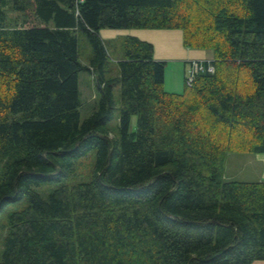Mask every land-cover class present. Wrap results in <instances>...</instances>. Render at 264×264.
I'll use <instances>...</instances> for the list:
<instances>
[{
  "label": "trees",
  "instance_id": "1",
  "mask_svg": "<svg viewBox=\"0 0 264 264\" xmlns=\"http://www.w3.org/2000/svg\"><path fill=\"white\" fill-rule=\"evenodd\" d=\"M105 28L181 29L215 71L170 92L151 42ZM236 150L264 153V0H0V264L264 261Z\"/></svg>",
  "mask_w": 264,
  "mask_h": 264
},
{
  "label": "crops",
  "instance_id": "2",
  "mask_svg": "<svg viewBox=\"0 0 264 264\" xmlns=\"http://www.w3.org/2000/svg\"><path fill=\"white\" fill-rule=\"evenodd\" d=\"M131 35L149 41L154 46V58L166 61L165 88L170 92H179L185 86V78L193 61L211 60L213 52L210 49L191 48L184 44V34L181 29H129ZM124 34L121 30L102 29L104 39H114ZM173 77L171 82L169 77ZM240 181V180H239ZM257 181V180H253ZM262 181V180H259ZM252 264H264L263 260Z\"/></svg>",
  "mask_w": 264,
  "mask_h": 264
},
{
  "label": "rangeland",
  "instance_id": "3",
  "mask_svg": "<svg viewBox=\"0 0 264 264\" xmlns=\"http://www.w3.org/2000/svg\"><path fill=\"white\" fill-rule=\"evenodd\" d=\"M9 17L12 19H18L21 21V15L18 12L9 11ZM109 29V28H107ZM121 30L124 34L118 36L124 38L126 35H131L128 31L129 29H115ZM132 30V29H131ZM102 36V35H101ZM84 62H87L83 58ZM187 77V75H186ZM170 81L174 80L173 77H169ZM173 83V82H172ZM184 87V86H183ZM79 88L81 91V118L84 119L93 110L94 104H96V97L98 86L94 79V76L89 71H82L79 74ZM184 89V88H183ZM179 92H182V85ZM118 122L116 120L115 124ZM137 117L132 119V127L136 128ZM88 162H85L82 168L76 170L74 179L83 180L81 173L85 168H88ZM225 180H240V181H253V180H264V153H255L249 151H233L227 154L225 170H224ZM5 231L1 230L0 235H4ZM1 237V236H0Z\"/></svg>",
  "mask_w": 264,
  "mask_h": 264
},
{
  "label": "built area",
  "instance_id": "4",
  "mask_svg": "<svg viewBox=\"0 0 264 264\" xmlns=\"http://www.w3.org/2000/svg\"><path fill=\"white\" fill-rule=\"evenodd\" d=\"M209 61V60H207ZM205 60L204 61H193L191 63V66L187 72V77H186V83L188 85H191L195 79V76L199 74L200 72H214L215 68L212 64L209 63V65L205 66Z\"/></svg>",
  "mask_w": 264,
  "mask_h": 264
}]
</instances>
